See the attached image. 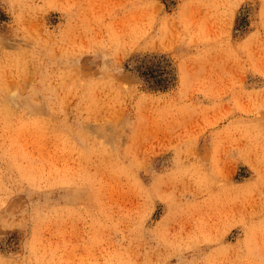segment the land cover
<instances>
[{
    "label": "rangeland",
    "instance_id": "1",
    "mask_svg": "<svg viewBox=\"0 0 264 264\" xmlns=\"http://www.w3.org/2000/svg\"><path fill=\"white\" fill-rule=\"evenodd\" d=\"M0 264H264V0H0Z\"/></svg>",
    "mask_w": 264,
    "mask_h": 264
},
{
    "label": "bare ground",
    "instance_id": "2",
    "mask_svg": "<svg viewBox=\"0 0 264 264\" xmlns=\"http://www.w3.org/2000/svg\"><path fill=\"white\" fill-rule=\"evenodd\" d=\"M113 119V118H112Z\"/></svg>",
    "mask_w": 264,
    "mask_h": 264
}]
</instances>
